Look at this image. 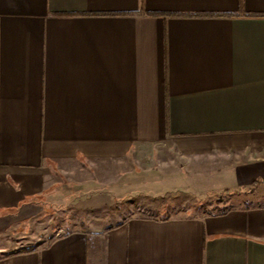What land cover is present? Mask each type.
I'll return each mask as SVG.
<instances>
[{"label": "crops", "instance_id": "1", "mask_svg": "<svg viewBox=\"0 0 264 264\" xmlns=\"http://www.w3.org/2000/svg\"><path fill=\"white\" fill-rule=\"evenodd\" d=\"M143 146L245 195L84 230ZM0 264H264V0H0Z\"/></svg>", "mask_w": 264, "mask_h": 264}, {"label": "rangeland", "instance_id": "2", "mask_svg": "<svg viewBox=\"0 0 264 264\" xmlns=\"http://www.w3.org/2000/svg\"><path fill=\"white\" fill-rule=\"evenodd\" d=\"M133 155L134 173L129 176L130 180L126 183L128 184L127 190L131 192L132 198L129 196L128 199H132V206L128 204L129 202L125 201V197L122 198L116 193L112 194L113 191L110 189L113 188L108 186L106 189L109 191V194L106 197L101 196L103 202L100 209L96 212H91L93 209L88 207L85 210L83 218L85 224V226L83 225L85 227L84 230H92L87 228L90 224L88 221L92 220V223L100 221L105 224L123 219L130 212L145 216H165L167 213L185 215L197 211L218 213L226 210L225 208L220 210V208L224 207L228 201L237 202L239 196L245 195L244 190L240 194L223 192L229 189L217 191L218 186L222 188V185L226 183L225 180L217 179L220 174L215 171H208L203 164L202 167L194 169L192 164H188L190 160L188 158H177L173 161L164 152L163 146L155 148L143 146L135 149ZM194 160H198V158H193L192 161ZM170 168L172 170L169 172H173V169L178 170V168L179 172L174 177H171L168 172ZM94 175L96 176V174ZM163 189H170L171 191L156 197H152L148 193H157V191ZM188 190H193V192H197L199 195ZM142 192L145 194L142 195ZM246 197H248V194ZM116 199H119L118 204ZM116 206L118 207L115 208ZM65 212L74 215L72 212ZM50 224L48 227L39 229L38 232L42 231L43 233L41 235L38 234L40 239L37 238L38 242L36 245L41 243L47 236L55 238L59 232L62 236H65V233L69 232V230H74V224L65 222V220L59 217Z\"/></svg>", "mask_w": 264, "mask_h": 264}, {"label": "trees", "instance_id": "3", "mask_svg": "<svg viewBox=\"0 0 264 264\" xmlns=\"http://www.w3.org/2000/svg\"><path fill=\"white\" fill-rule=\"evenodd\" d=\"M223 192H230V193H235V192H236V193H237L238 191H228V190H224ZM161 206H163V205H161ZM161 208H162V207H161ZM222 209H224V207H221V208H220V210H222ZM170 215H172V214H170V213L168 214V213H167L165 216H161V217H168V216H170Z\"/></svg>", "mask_w": 264, "mask_h": 264}]
</instances>
